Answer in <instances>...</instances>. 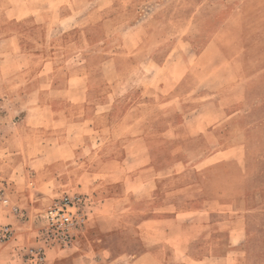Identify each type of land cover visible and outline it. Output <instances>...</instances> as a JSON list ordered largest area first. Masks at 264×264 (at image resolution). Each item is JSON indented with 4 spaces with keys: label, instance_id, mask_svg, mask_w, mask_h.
<instances>
[{
    "label": "rangeland",
    "instance_id": "374dc122",
    "mask_svg": "<svg viewBox=\"0 0 264 264\" xmlns=\"http://www.w3.org/2000/svg\"><path fill=\"white\" fill-rule=\"evenodd\" d=\"M53 1L57 5L43 8L33 18L29 10L37 7V0H0V190L9 202L10 180L37 188L39 195L47 187L53 189L46 203L25 209L27 220L34 224L53 198L78 192L92 201L86 209L88 219L95 198L77 187L89 184L88 172L101 167L104 159L121 157L127 143V207L120 212L127 237L121 231L105 244L112 250L111 264L130 260L150 264L149 258H140L143 247L137 232L146 218L150 224L161 225L170 219H156L153 208L174 182L164 174L172 170L169 165L177 145L155 130L151 134L147 125L154 120L158 129H167L182 120L188 111L182 107L184 100L188 102L187 89L200 78L186 74L176 80L187 69L197 68L206 74V84L218 88V98L227 105L224 110H207V123L231 118L214 124L210 139L225 134V144L241 145L229 154L238 158L243 172L245 206L240 224L244 235L224 258L237 257L236 264H264V0H243L241 11L223 29L220 38L228 59L243 55L242 60H226L223 65L209 60L212 51L208 47L201 58L196 56L240 0H156L166 3L159 9L155 0H143L149 12L156 10L151 22L156 29L142 49L133 52L143 29L138 20L127 28V0H105L98 16L109 19L98 25L82 23L96 0ZM76 5L79 13L74 18L71 9ZM144 56L147 64L138 68ZM107 57L113 59L107 61ZM222 70H238L243 75L220 76ZM146 73L148 79L142 76ZM174 85L180 98H172L174 92L150 93ZM143 99L152 103L140 105ZM192 127L195 131L198 125ZM193 141L202 148L186 153L192 161L214 143L198 137ZM157 178L161 180L156 181L155 193ZM105 193L103 186L98 196ZM226 225L227 221L222 228ZM72 245L49 247L45 256L50 249ZM88 256L77 253L56 264H89L82 261Z\"/></svg>",
    "mask_w": 264,
    "mask_h": 264
},
{
    "label": "crops",
    "instance_id": "0c3cea01",
    "mask_svg": "<svg viewBox=\"0 0 264 264\" xmlns=\"http://www.w3.org/2000/svg\"><path fill=\"white\" fill-rule=\"evenodd\" d=\"M48 1L37 0V7L29 10L32 12L33 18L43 8L57 5L53 0ZM242 2L243 0H240L228 11L196 59L201 58L208 47L212 51L209 60L218 65H223L227 62L226 60H238V58L242 60V54H237L238 58L232 59L230 57L228 59L227 50L222 48L223 44L220 38L225 26L243 8ZM104 3L105 0H96L87 9L85 15L87 20L82 21V23L98 25L101 20L109 19L103 15L98 16L99 11L105 6ZM142 3L143 0H127V28L135 26L133 24L138 20L140 29H143V36L130 52L140 51L145 42L148 41L149 34L155 33L156 29V27H152L153 24L151 23L156 19V12H154L156 10L149 12V9L143 7ZM160 4L165 7L166 3L155 0L156 9L160 8ZM26 8L28 9V6ZM71 10L75 14L74 18H76L79 7L76 5ZM59 27L64 29L62 25ZM130 52L127 53L129 58L133 55ZM111 58L107 57V61ZM207 59L208 57H206ZM147 60V56H144L137 63V67L147 64ZM186 74L189 77L195 75L196 78L200 79L187 89L188 102L186 103L184 100L182 107L188 111L185 115L183 114L182 120L178 121L177 124H171L167 129H158L157 126H154V120H149L147 125L151 134L154 133L152 130H155L165 140L176 143L177 148L172 164L169 165L173 166L172 170L164 174L166 178H173L174 182L165 189L163 199L153 208L156 219L165 216L170 219L161 225L157 222L150 224L148 223L149 219L146 218L143 225L139 226L137 233L143 247L140 258L142 260L149 258L150 264H236L237 257H231V259L224 257L231 250V247L242 242L244 235V226L240 224V221L243 223L244 220L243 210L245 206L243 172L239 166L238 158L229 154L241 145L238 142L225 144L222 139L227 137L225 134L210 139L213 125H221L230 121L231 118L223 116L222 119H218L210 125V122L207 123V110H224L227 105L218 98V88L210 87L205 83L206 74L201 69L189 68L176 81H181V78ZM228 75L242 76L243 74L239 73L238 70H222L220 73V76ZM142 76L149 78L148 73L142 74ZM176 89H178V85L164 91L151 90L150 93L154 95L159 93L172 94L174 92L170 96L180 98ZM62 91L63 89H61ZM75 91L78 92L79 89L75 88ZM141 91H146V89ZM157 99H159L158 95ZM145 102L147 106L152 103L148 99H143L140 105ZM99 108L102 107L99 106ZM142 123L140 122L139 126L141 130H143ZM195 124L198 127L194 131L192 125ZM169 132L170 135H167ZM122 135L127 136L126 133ZM197 137L201 142L214 141L213 147L210 150L205 147L201 154L198 152L195 155L193 161L189 158L186 159L190 151L196 150V147L202 148L199 147L200 142L195 143L196 141H193L191 144L192 140L197 139ZM166 153H168L167 150L164 154ZM121 155L118 158L111 155L104 159L106 161L101 167L93 168L88 172L90 177L87 182L89 184L77 187L79 190L87 189L93 194L95 207L87 219L88 222H86L81 238L78 241L75 240V244L73 243L69 248L48 250L43 264H56L63 260V257L70 258L73 254L83 252L89 255L87 259L82 260L83 263L87 261L89 264H111L112 250L108 249L109 247L105 243L114 240L116 236L121 234V231L127 237V232H124L127 230L123 228L121 223L123 218L120 215L121 209L127 207V143L122 146ZM160 180L157 178L154 182L155 193L158 188L156 181L159 182ZM8 186L12 189L10 205L14 204L24 209L46 203L50 198L49 196L54 193L53 189L47 187L48 190L39 195L36 192L37 188H28L27 184L20 182V180L15 182L10 180ZM103 186H105L107 193L99 197L100 189ZM0 220L2 221L0 227L4 224H11L15 229L14 237L11 240L0 243V264H26L24 261L26 248L36 242L33 222L19 220L12 214L9 206L6 209H0ZM225 221H227V225L222 228ZM92 227L95 230H92ZM122 228L123 230H121ZM130 261H127V264H133Z\"/></svg>",
    "mask_w": 264,
    "mask_h": 264
},
{
    "label": "built area",
    "instance_id": "2783aa9c",
    "mask_svg": "<svg viewBox=\"0 0 264 264\" xmlns=\"http://www.w3.org/2000/svg\"><path fill=\"white\" fill-rule=\"evenodd\" d=\"M92 201L87 195L72 192L53 198L34 223L36 242L29 245L24 253L26 264H43L45 251L49 247H67L81 235L87 219V207ZM0 206H9L13 215L21 221H27L28 212L24 208L11 204L0 190ZM15 229L11 224L0 227V242L14 237Z\"/></svg>",
    "mask_w": 264,
    "mask_h": 264
}]
</instances>
